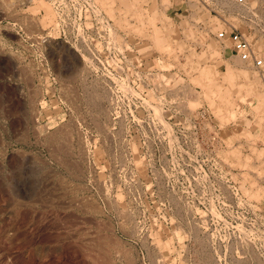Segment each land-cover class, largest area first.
<instances>
[{
    "label": "rangeland",
    "instance_id": "obj_1",
    "mask_svg": "<svg viewBox=\"0 0 264 264\" xmlns=\"http://www.w3.org/2000/svg\"><path fill=\"white\" fill-rule=\"evenodd\" d=\"M97 1L0 22V264H264L263 84L181 77L169 0Z\"/></svg>",
    "mask_w": 264,
    "mask_h": 264
},
{
    "label": "built area",
    "instance_id": "obj_2",
    "mask_svg": "<svg viewBox=\"0 0 264 264\" xmlns=\"http://www.w3.org/2000/svg\"><path fill=\"white\" fill-rule=\"evenodd\" d=\"M168 3L166 19L173 28L171 36L183 43L176 52L181 77L186 76L185 68L187 72L192 71L195 61L198 63V54L203 50L208 55V64L220 59L243 67L255 73L264 86V0H169ZM57 4L100 3L97 0H0V22H5L17 40L23 43L28 41L26 32H30L31 22L38 18L39 13H33L30 8ZM179 20H183L184 25ZM109 27L113 28L110 23ZM122 35L125 74L128 76L130 52L133 50L126 31H122ZM47 40L46 36L42 37L40 44ZM171 56L174 54L169 53L166 58ZM218 68L224 69V64L220 63ZM182 91L178 93L183 95ZM183 96L179 98L186 100ZM198 109L202 115H214L208 105ZM249 147L252 151L256 149L255 143L249 142Z\"/></svg>",
    "mask_w": 264,
    "mask_h": 264
},
{
    "label": "crops",
    "instance_id": "obj_3",
    "mask_svg": "<svg viewBox=\"0 0 264 264\" xmlns=\"http://www.w3.org/2000/svg\"><path fill=\"white\" fill-rule=\"evenodd\" d=\"M238 114H239V112H238ZM256 116H260V115L259 114L256 115V113L254 111H252V113L249 114L248 116L246 115L245 116V123H243V126H242L244 128L242 130V132L247 131V133H248L247 136L249 138H253V139L256 137V135L258 133L257 130L263 128V125H264V116H260L259 118L258 117L256 118ZM252 125L255 126V128H256L255 131L252 129V127H251Z\"/></svg>",
    "mask_w": 264,
    "mask_h": 264
},
{
    "label": "bare ground",
    "instance_id": "obj_4",
    "mask_svg": "<svg viewBox=\"0 0 264 264\" xmlns=\"http://www.w3.org/2000/svg\"><path fill=\"white\" fill-rule=\"evenodd\" d=\"M153 37H154V35H153ZM155 38V37H154ZM153 38V39H154ZM158 39V38H157ZM155 40H156V38H155ZM161 40V39H160ZM160 40H157L156 41V43H161L162 42V40H161V42H160ZM154 41V40H153ZM162 44H163V42H162ZM165 44V43H164ZM76 71V70H75ZM235 73H238V72H236V71H234V70H232V69H226V74L228 75V78H229V80L230 81H234V79H235V76H236V74ZM240 73H242V72H240ZM76 74V73H75ZM195 77V79H196V81H197V83L198 82H203V81H205V78H209V80H210V75L207 73V72H205V70L204 71H202V72H199V74H197L196 76H194ZM246 77V76H245ZM227 78V79H228ZM249 79V77H246V80H248ZM236 81V80H235ZM228 82V81H227ZM67 83V82H66ZM210 83V82H209ZM234 85V84H233ZM235 85H237V84H235ZM239 87H241L240 85H239ZM229 88V87H228ZM224 90V89H223ZM231 90V89H230ZM77 92V91H76ZM229 92V91H228ZM224 94V93H223ZM227 94V93H226ZM260 94V93H259ZM225 95V94H224ZM228 96V95H227ZM258 96V95H257ZM30 98V97H29ZM196 98V97H195ZM192 99V98H191ZM95 100V99H94ZM227 102V101H226ZM224 104V103H223ZM190 106V105H189ZM224 107V106H223ZM97 126V125H96ZM100 127V126H99ZM62 144V143H61ZM58 146V145H57ZM63 147V146H62ZM67 154V153H66ZM65 159V158H64ZM60 162V161H59ZM70 163V162H69ZM98 184V183H97ZM190 215V214H189ZM123 217V216H122ZM196 228V227H195ZM225 238V237H224ZM248 241V240H247ZM238 245V244H237ZM114 247V246H113ZM256 256V255H255ZM254 257V256H253ZM258 258V257H257ZM157 260V259H156ZM248 260V259H247ZM216 261V260H215ZM238 261V260H237ZM184 262V261H183ZM186 264V263H185ZM188 264V263H187ZM198 264V263H197Z\"/></svg>",
    "mask_w": 264,
    "mask_h": 264
}]
</instances>
